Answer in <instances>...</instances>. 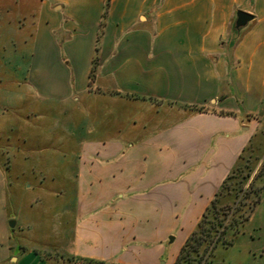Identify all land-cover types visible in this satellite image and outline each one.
<instances>
[{
    "label": "crops",
    "instance_id": "0c3cea01",
    "mask_svg": "<svg viewBox=\"0 0 264 264\" xmlns=\"http://www.w3.org/2000/svg\"><path fill=\"white\" fill-rule=\"evenodd\" d=\"M0 64V123L56 105L79 145L62 134L61 169L26 165L75 177L48 204L51 242H27L35 217L3 194L0 264H173L246 146L261 198L213 257L264 264V0H0Z\"/></svg>",
    "mask_w": 264,
    "mask_h": 264
},
{
    "label": "rangeland",
    "instance_id": "374dc122",
    "mask_svg": "<svg viewBox=\"0 0 264 264\" xmlns=\"http://www.w3.org/2000/svg\"><path fill=\"white\" fill-rule=\"evenodd\" d=\"M11 66V64H0V67L6 71H10ZM9 83L12 84L11 82ZM70 103L75 104L76 101H70ZM36 108L43 109V107L39 105H36ZM28 114L29 113H26V115ZM36 114H38L37 116L40 120H34L37 119ZM36 114L28 117L31 126L29 125L20 128L17 126V128H12L9 121L7 122L3 120L0 123V157L5 154H9L12 157V159H6L3 161V165L6 166V168L4 167L3 169L1 168L2 166L0 167V200L3 194H5L6 198L8 197L7 199L11 202L12 207L13 202L17 203L21 220L25 217H30V219L33 220L32 216L35 217L37 226L33 227L26 234L27 242L32 244L39 242V239L43 241L46 240L43 239L45 238V235L46 238H48V241L51 242L53 240L50 236L51 234L52 237L55 236L56 221H54L55 215L48 207V204L53 202L59 203L61 199H68V194L62 196L59 194L58 196V190L62 187H72L75 182V177L48 175L40 168L37 169V171H34L27 168L26 165H31L36 162L35 156H41L40 159L42 160H39L42 163L41 166L53 162L54 168L61 169L59 165L57 166L59 161L54 160L53 158L62 152V145L60 143L62 134L63 137L68 138L69 152L74 153L79 146L76 143V138L72 136L75 131V118L74 121L71 120L69 123H65V119L62 118L63 121L60 122L61 113L59 106L56 107V105H54L52 113H49L47 118L45 117V114L41 113L39 110ZM5 116L9 117L10 115ZM21 118L27 119L25 112L23 111ZM63 124L68 125V127L62 131L61 127ZM65 131L69 132V137L65 136L63 133ZM24 153L29 156L27 160L23 159V156H21L22 158H19L20 155H23ZM30 155L32 156L31 158ZM13 157L16 158L13 159ZM46 158L47 160L49 158L54 161H46ZM257 160V155L254 153L252 146H250L238 169V172L240 173L238 180L243 181L242 176L246 174H248V177L239 192L238 199H240V203L238 204L239 209L236 212L237 215H246L248 213L249 216L251 212L249 207H253L261 198L262 187L259 184L254 183V168ZM1 162L2 160L0 159V163ZM260 172H262V166ZM2 185H4V190H6L4 193ZM244 192L245 194H243ZM33 198L37 199V201L30 204L29 200ZM35 207L36 209L34 210ZM229 216L230 215H228V217ZM246 221L237 233L236 238L243 231ZM71 225L72 218L70 217L69 226ZM256 230L255 234H264V229L259 228ZM220 254L217 253L216 256H220Z\"/></svg>",
    "mask_w": 264,
    "mask_h": 264
},
{
    "label": "trees",
    "instance_id": "16d2710c",
    "mask_svg": "<svg viewBox=\"0 0 264 264\" xmlns=\"http://www.w3.org/2000/svg\"><path fill=\"white\" fill-rule=\"evenodd\" d=\"M197 109L202 110V107L198 106ZM219 113L232 114L226 111ZM247 149L249 146L244 147L231 170L222 180L194 229L182 244L173 264H221L220 260L214 259L213 250L219 245L225 248L231 246L248 218V213L246 215L236 213L240 203L239 192L248 177L246 174L242 176L243 181L238 180L240 175L238 169ZM251 209L252 207H249V210ZM83 260L91 264H105L99 260Z\"/></svg>",
    "mask_w": 264,
    "mask_h": 264
},
{
    "label": "water",
    "instance_id": "95a60500",
    "mask_svg": "<svg viewBox=\"0 0 264 264\" xmlns=\"http://www.w3.org/2000/svg\"><path fill=\"white\" fill-rule=\"evenodd\" d=\"M251 18V15L244 12V11H237L236 12V21H235V25L236 26H239V25H243L245 24L249 19ZM13 224V221H10L9 222V225L12 226ZM172 236L169 237V239H171Z\"/></svg>",
    "mask_w": 264,
    "mask_h": 264
}]
</instances>
